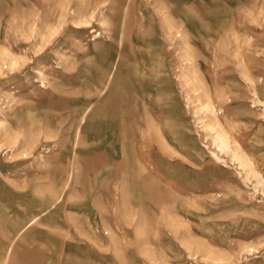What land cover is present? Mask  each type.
Instances as JSON below:
<instances>
[{
    "label": "rangeland",
    "instance_id": "374dc122",
    "mask_svg": "<svg viewBox=\"0 0 264 264\" xmlns=\"http://www.w3.org/2000/svg\"><path fill=\"white\" fill-rule=\"evenodd\" d=\"M0 264H264V0H0Z\"/></svg>",
    "mask_w": 264,
    "mask_h": 264
},
{
    "label": "bare ground",
    "instance_id": "6f19581e",
    "mask_svg": "<svg viewBox=\"0 0 264 264\" xmlns=\"http://www.w3.org/2000/svg\"><path fill=\"white\" fill-rule=\"evenodd\" d=\"M224 145H226V144L224 143Z\"/></svg>",
    "mask_w": 264,
    "mask_h": 264
}]
</instances>
